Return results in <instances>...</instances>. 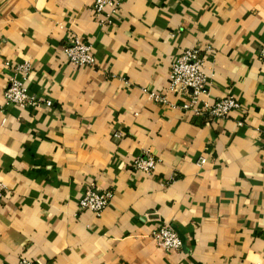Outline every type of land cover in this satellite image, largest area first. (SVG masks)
Returning <instances> with one entry per match:
<instances>
[{"label": "crops", "instance_id": "obj_1", "mask_svg": "<svg viewBox=\"0 0 264 264\" xmlns=\"http://www.w3.org/2000/svg\"><path fill=\"white\" fill-rule=\"evenodd\" d=\"M73 36L94 65L68 62ZM263 43L264 0H121L100 13L93 0H0V264L264 262ZM188 48L204 54L210 101L230 95L241 111L179 108L189 97L168 71ZM25 61L40 103L19 107L3 93ZM146 152L152 175L132 167ZM88 189L112 194L99 218L79 210ZM162 223L180 250L156 245Z\"/></svg>", "mask_w": 264, "mask_h": 264}, {"label": "built area", "instance_id": "obj_2", "mask_svg": "<svg viewBox=\"0 0 264 264\" xmlns=\"http://www.w3.org/2000/svg\"><path fill=\"white\" fill-rule=\"evenodd\" d=\"M121 5V0H93L95 12L100 13L105 6H110L115 12ZM63 51L69 63L76 66L94 65L95 52L91 43L85 42L77 36L71 37L63 46ZM258 56L264 61V43L258 48ZM204 54L197 48L182 50L178 57L171 63L168 71V85L177 93L188 95L189 100L183 102L179 108L194 116L207 119L224 120L231 111H241L240 102L230 95H225L210 101L208 76L204 70ZM9 64V62H6ZM31 64L29 61L17 64L15 73L10 76L4 89V99L7 103L19 107L39 105L40 100L31 96L27 89V76ZM191 93H190V92ZM150 97L164 102L163 96L151 92ZM203 97V98H202ZM46 101V105H51ZM120 136L122 133H116ZM158 158L146 152L144 157H136L132 167L139 169L147 175H152L157 167ZM206 159L200 157L198 165L204 164ZM6 191L0 182V201ZM112 198L111 192H96L88 189L79 200V210H89L99 218ZM156 245L166 251H178L182 246V240L178 232L168 223L159 224L151 232ZM15 264H36L34 260L25 254L20 255ZM257 264H264L258 262Z\"/></svg>", "mask_w": 264, "mask_h": 264}]
</instances>
